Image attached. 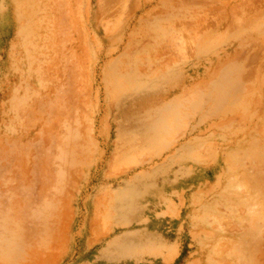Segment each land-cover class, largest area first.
<instances>
[{"label": "rangeland", "instance_id": "rangeland-1", "mask_svg": "<svg viewBox=\"0 0 264 264\" xmlns=\"http://www.w3.org/2000/svg\"><path fill=\"white\" fill-rule=\"evenodd\" d=\"M167 38L204 80L117 113L137 92L124 72L103 89L101 65ZM15 183L28 196L16 214L0 199V264H264V0H0Z\"/></svg>", "mask_w": 264, "mask_h": 264}, {"label": "crops", "instance_id": "crops-1", "mask_svg": "<svg viewBox=\"0 0 264 264\" xmlns=\"http://www.w3.org/2000/svg\"><path fill=\"white\" fill-rule=\"evenodd\" d=\"M160 48L161 52L154 53L157 57H153V55H151L152 57H147L145 52L122 51L101 65L99 73L103 89L104 85L107 86L106 82L111 80V76L115 74L119 75L123 72L126 75V80L135 86L132 91L135 93L137 92V94L133 95L132 100L128 98V96L125 97L126 100L122 99L117 113L122 112L123 109H125L124 113H126L130 109V106L140 99L143 101L158 100L160 104L169 103L180 96L182 92L192 90L199 82L204 80L202 77L199 79L200 74L196 67V59L187 61L183 58L181 52L175 51L174 40L172 38L165 39L163 41V46ZM216 69L215 67L205 68V81L209 80L210 75H212ZM156 76L159 78H156ZM133 112L135 111H129L130 114H133ZM144 123L146 122L142 124ZM116 124L122 127L118 118H113L110 126L115 129ZM126 124L130 127H136L138 123L131 119ZM152 132L151 129L145 127L138 132L139 138L142 140L148 139L151 137ZM114 135L113 131L106 137V131H104L103 139H110ZM27 196V191L24 193L20 191L16 183L14 185H0V199L7 197L9 199L7 208L14 213L16 211L21 212V199ZM13 217L15 218V216Z\"/></svg>", "mask_w": 264, "mask_h": 264}]
</instances>
